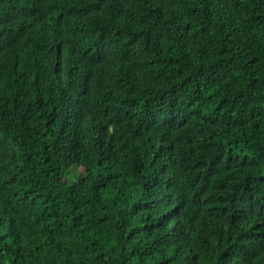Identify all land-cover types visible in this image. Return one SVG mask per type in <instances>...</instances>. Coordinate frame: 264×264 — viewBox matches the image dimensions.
<instances>
[{
	"label": "trees",
	"instance_id": "obj_1",
	"mask_svg": "<svg viewBox=\"0 0 264 264\" xmlns=\"http://www.w3.org/2000/svg\"><path fill=\"white\" fill-rule=\"evenodd\" d=\"M0 264H264V0H0Z\"/></svg>",
	"mask_w": 264,
	"mask_h": 264
}]
</instances>
